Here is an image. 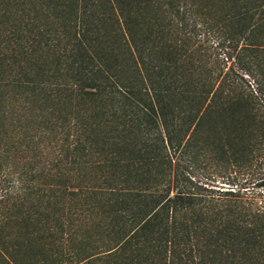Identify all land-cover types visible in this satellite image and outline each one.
Here are the masks:
<instances>
[{
    "label": "trees",
    "instance_id": "obj_1",
    "mask_svg": "<svg viewBox=\"0 0 264 264\" xmlns=\"http://www.w3.org/2000/svg\"><path fill=\"white\" fill-rule=\"evenodd\" d=\"M258 149L264 0H0V264H264Z\"/></svg>",
    "mask_w": 264,
    "mask_h": 264
},
{
    "label": "rangeland",
    "instance_id": "obj_2",
    "mask_svg": "<svg viewBox=\"0 0 264 264\" xmlns=\"http://www.w3.org/2000/svg\"><path fill=\"white\" fill-rule=\"evenodd\" d=\"M230 64L229 62L228 67H230ZM245 78L252 84L251 87L253 88L255 86L253 80L248 78L247 75H245ZM254 155L255 157L250 163L245 160L237 163L231 162L232 159L230 157L227 162L222 163L218 167V172H221L219 174H222L225 178H217V183L214 184L219 187H230L227 184L229 183L227 180L236 179V184L242 187L243 191H247L251 199L258 203V205H264V186L261 183V179L264 180V151L258 149ZM214 172H216V169H210L199 164L195 165L191 174L196 180L207 182L213 178Z\"/></svg>",
    "mask_w": 264,
    "mask_h": 264
}]
</instances>
